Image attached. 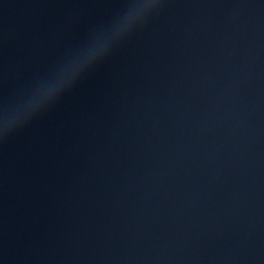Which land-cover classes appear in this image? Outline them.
Returning <instances> with one entry per match:
<instances>
[{"label":"clouds","instance_id":"obj_1","mask_svg":"<svg viewBox=\"0 0 264 264\" xmlns=\"http://www.w3.org/2000/svg\"><path fill=\"white\" fill-rule=\"evenodd\" d=\"M162 3L163 0H127V6L107 26L95 32L83 49L41 87V103L25 114L21 129L43 115L82 78L99 67L114 49L148 22Z\"/></svg>","mask_w":264,"mask_h":264}]
</instances>
